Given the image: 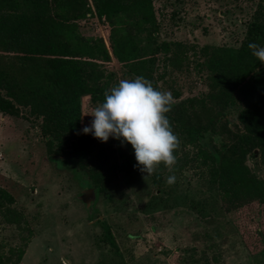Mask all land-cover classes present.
Instances as JSON below:
<instances>
[{"label":"rangeland","instance_id":"374dc122","mask_svg":"<svg viewBox=\"0 0 264 264\" xmlns=\"http://www.w3.org/2000/svg\"><path fill=\"white\" fill-rule=\"evenodd\" d=\"M153 4L159 27L153 36L125 41L130 59L115 56L112 42L123 38L118 33L111 39L93 0L77 7L78 16L88 20L79 18L80 32L104 42L111 56L103 67L104 83L111 75L108 89L146 74L145 69L130 72L124 62L153 63L154 87L170 91L174 104L199 110L196 122L204 124L199 98L210 91L206 56L211 52L202 48H240L250 22H264V0ZM162 44L176 46L166 53ZM104 99L83 98V128L94 120L85 115ZM242 110L239 102L232 105L214 127L207 125L199 142L179 124L181 112L170 111L180 141L177 164L172 172L161 165L146 179L136 166L119 171L128 158L136 160L131 144L83 133L89 155L81 161L73 150L79 137L54 138L56 126L38 117L33 106L0 111V188L14 198L0 202V264H264V204L248 199L240 205L241 199L227 198L213 183L208 156L219 160L236 134L247 132ZM245 164L264 187V151L246 149ZM169 175L176 176L171 186ZM107 229L113 242L106 240Z\"/></svg>","mask_w":264,"mask_h":264},{"label":"trees","instance_id":"16d2710c","mask_svg":"<svg viewBox=\"0 0 264 264\" xmlns=\"http://www.w3.org/2000/svg\"><path fill=\"white\" fill-rule=\"evenodd\" d=\"M83 0H0V111L17 109L18 104L33 106L38 117L56 126L59 138L63 133L77 136L73 150L81 161L88 158L89 147L83 138L82 101L86 96L101 98L108 90L103 67L111 56L102 41L81 34L79 18L87 24V16L77 14ZM103 25L109 28L116 57L130 59L125 41L150 37L159 27L153 0H93ZM264 46V22L256 19L248 26V38L240 48H202L208 58L210 91L200 106L207 122L197 123L199 110L187 109L184 102L173 104L180 111L177 118L194 142L205 137L207 125L214 127L218 118L238 102L246 133L236 134L229 152L219 160L210 157L213 183L226 192L229 199L240 203L259 199L264 204V187L245 164L246 149L260 147L264 151V67L248 45ZM170 44H162L169 53ZM179 47H183L178 44ZM205 57V55H204ZM132 73L145 69L143 75L153 86L154 64H129ZM142 75V74H141ZM186 102V101H185ZM188 102V101H187ZM173 110H171L173 112ZM189 110L193 113H186ZM213 117V118H212ZM196 124V125H195ZM227 124L225 123L224 128ZM53 150V143H49ZM62 146H60V149ZM137 161L128 158L119 171L133 168ZM14 202L13 196L0 188V202ZM151 201L148 203L150 205ZM149 207V206H148ZM107 242L113 237L107 229Z\"/></svg>","mask_w":264,"mask_h":264},{"label":"clouds","instance_id":"9594fccd","mask_svg":"<svg viewBox=\"0 0 264 264\" xmlns=\"http://www.w3.org/2000/svg\"><path fill=\"white\" fill-rule=\"evenodd\" d=\"M248 47L264 63V46L250 42ZM104 97L102 103L85 115L94 120L83 128V133H91L103 142L114 137L131 144L136 167L147 174L145 179L155 174L161 165L172 172L180 144L167 116L175 103L172 93L158 90L145 77L136 76L119 80L118 85L104 92ZM175 182V175L166 178L170 186Z\"/></svg>","mask_w":264,"mask_h":264}]
</instances>
